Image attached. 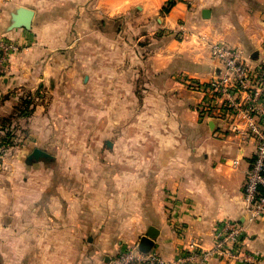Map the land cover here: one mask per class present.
<instances>
[{"label": "crops", "instance_id": "0c3cea01", "mask_svg": "<svg viewBox=\"0 0 264 264\" xmlns=\"http://www.w3.org/2000/svg\"><path fill=\"white\" fill-rule=\"evenodd\" d=\"M168 2L0 0L1 44L14 45L0 122L29 101L9 122L14 154L0 157V264H110L151 226V250L173 259L190 238L212 247L229 219L245 225L244 246L264 264V222L246 221L242 196L254 140L217 111L200 113L197 85L219 74L211 41L258 61L264 0H177L164 11ZM18 7L34 11L31 26L8 30ZM82 99L91 100L90 131L123 132L103 155L86 153L99 140L66 139L53 122ZM36 147L49 156L28 159ZM72 163L81 166H51Z\"/></svg>", "mask_w": 264, "mask_h": 264}, {"label": "built area", "instance_id": "2783aa9c", "mask_svg": "<svg viewBox=\"0 0 264 264\" xmlns=\"http://www.w3.org/2000/svg\"><path fill=\"white\" fill-rule=\"evenodd\" d=\"M177 0H169L175 2ZM7 50L13 44L3 43ZM211 54L220 62L218 76L199 83L203 93L198 109L217 111L228 122V128L254 140L255 149L242 185L246 221L264 222V38L255 64L237 46L222 41L209 42ZM5 56H0V72ZM245 225L235 219L222 221L215 228L214 244L204 248L195 238L173 259L158 252H141L137 244L125 245L111 259L110 264H208L211 257L227 264H257L260 255L244 246Z\"/></svg>", "mask_w": 264, "mask_h": 264}, {"label": "rangeland", "instance_id": "374dc122", "mask_svg": "<svg viewBox=\"0 0 264 264\" xmlns=\"http://www.w3.org/2000/svg\"><path fill=\"white\" fill-rule=\"evenodd\" d=\"M11 21V20H10ZM10 24V23H9ZM31 26V25H30ZM13 28V27H12ZM12 28H9L8 30H11ZM148 37H142L141 42L146 45L148 42ZM1 40H7L9 41V38H0V56L4 55L5 56V63L4 66H6V62L8 60V52L7 50H10L9 47L7 50L2 46ZM11 40V39H10ZM12 41V40H11ZM5 72V71H4ZM2 73L0 72V76ZM107 101H100V104L103 103L105 104ZM116 105H121V101H115ZM105 106H102V109ZM64 112H60L58 121L53 120L54 123H57L58 127L61 129V133L64 138L72 137L73 133L77 137H82L85 140H87L89 143L91 141H94L95 139L100 141L99 148L97 149L96 147L94 148H87L86 153L91 155V154H99L103 155L106 152V139H116V140H121L122 141V136L123 132H116V133H106L99 131V133L92 132L90 131L91 127L96 123L95 117L92 116L91 114V100L90 99H82L80 101H77L75 106H71V104H67L65 108H62ZM9 115L3 116V120L0 122V139L3 137L6 132L9 133V137L12 141H9L5 143L3 146L0 148V157H4L7 155H12L14 154V134L12 132V125L9 123V119H14V116H12V113L7 110ZM102 119V120H101ZM117 119V118H116ZM7 120V121H4ZM52 122V123H53ZM98 123H106V116H100L99 122ZM82 125L83 131L80 132L78 131V126ZM12 126V127H11ZM77 126V128H75ZM76 129V132H75ZM49 150H58L57 147H49ZM118 154H122L121 149L118 150ZM53 169L56 171H71L75 170L76 167H80L81 165L78 164H52L51 165ZM86 166V165H83Z\"/></svg>", "mask_w": 264, "mask_h": 264}, {"label": "water", "instance_id": "95a60500", "mask_svg": "<svg viewBox=\"0 0 264 264\" xmlns=\"http://www.w3.org/2000/svg\"><path fill=\"white\" fill-rule=\"evenodd\" d=\"M33 10L27 7H18L11 15V21L8 25V28L12 27H26L29 28L32 22ZM204 17H208V10L204 9L202 11ZM40 156H49V154L40 149L34 148L31 153L28 155V159L38 158ZM156 236V229L151 226L148 228L147 232L142 235L137 243V248L141 252H148L153 247V238Z\"/></svg>", "mask_w": 264, "mask_h": 264}, {"label": "trees", "instance_id": "16d2710c", "mask_svg": "<svg viewBox=\"0 0 264 264\" xmlns=\"http://www.w3.org/2000/svg\"><path fill=\"white\" fill-rule=\"evenodd\" d=\"M171 4H172L171 2H168V3L164 6V11L168 10ZM28 106H29V101H28L27 99H23V100L21 101V106L18 107V108L16 109V111H15L12 115H14V116H19V114H26V113H27V110H28ZM4 121H7V120H4ZM10 121H11V118L9 119V122H10ZM7 135H8V137L10 136L9 133L6 132V134H5L3 137H1V139H0V148H1V146H3L5 143H7V142H9V141H12L10 138L7 137Z\"/></svg>", "mask_w": 264, "mask_h": 264}]
</instances>
